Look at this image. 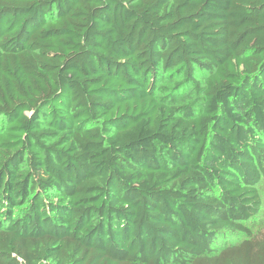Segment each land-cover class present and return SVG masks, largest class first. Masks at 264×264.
Masks as SVG:
<instances>
[{
  "label": "trees",
  "instance_id": "1",
  "mask_svg": "<svg viewBox=\"0 0 264 264\" xmlns=\"http://www.w3.org/2000/svg\"><path fill=\"white\" fill-rule=\"evenodd\" d=\"M264 0H0V264H264Z\"/></svg>",
  "mask_w": 264,
  "mask_h": 264
},
{
  "label": "rangeland",
  "instance_id": "2",
  "mask_svg": "<svg viewBox=\"0 0 264 264\" xmlns=\"http://www.w3.org/2000/svg\"><path fill=\"white\" fill-rule=\"evenodd\" d=\"M262 189H264V184H262ZM263 214H264V210H263Z\"/></svg>",
  "mask_w": 264,
  "mask_h": 264
}]
</instances>
